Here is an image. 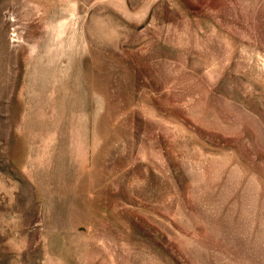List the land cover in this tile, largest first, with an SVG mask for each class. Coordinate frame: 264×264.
Wrapping results in <instances>:
<instances>
[{
    "label": "rangeland",
    "instance_id": "obj_1",
    "mask_svg": "<svg viewBox=\"0 0 264 264\" xmlns=\"http://www.w3.org/2000/svg\"><path fill=\"white\" fill-rule=\"evenodd\" d=\"M0 264H264V0H0Z\"/></svg>",
    "mask_w": 264,
    "mask_h": 264
}]
</instances>
